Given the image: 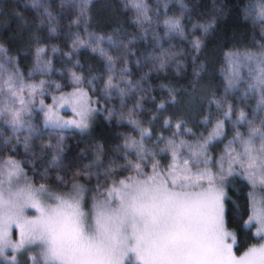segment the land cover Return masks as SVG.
<instances>
[{
    "label": "snow or ice",
    "instance_id": "1",
    "mask_svg": "<svg viewBox=\"0 0 264 264\" xmlns=\"http://www.w3.org/2000/svg\"><path fill=\"white\" fill-rule=\"evenodd\" d=\"M92 4L93 0H60L61 12L55 14L50 10L52 5L44 6V11L38 13V23L29 31V46H35V63L27 78L20 71L18 59L8 56L7 49L0 45V264H21L22 255H27L32 264H264V243L252 245L236 256L233 253L236 235L225 227L229 203L235 205L237 217L240 214L241 205L229 195L239 177L249 187L244 226L254 225V235L264 240V44L258 51L225 53L228 72L222 96L210 85L200 83L199 71L191 89L183 90L187 96L183 104L188 111L194 112L206 103L208 115L203 122L207 125L215 119V126L207 136L196 137L186 126L187 121L180 118L172 137L165 139L161 135L152 141L150 129L139 119L148 91L143 87L144 77L139 82L128 78L131 76L128 65L137 56L133 49L136 37L125 39L121 30L115 28L107 37L106 51L105 37L88 31ZM31 7L41 5L33 2ZM131 7L135 9L132 23L141 33L139 38L147 39L151 32L161 49L159 53H148L145 62H151L158 72L164 70L177 54L164 50L160 41L176 36L186 38L183 15L188 11L187 5L181 0L180 16L165 14L163 36L157 31L159 8L154 21L145 0H132ZM65 8L77 10L71 25L77 29L83 25L88 34L87 40L77 36L65 56L71 59L81 48H91L105 61L104 71L87 80L91 92L97 93L95 100L82 87L86 82L82 72H70L74 87L67 93L61 92L62 86L54 81L28 82L35 74H53L54 61L45 58L48 49L40 46L44 39L40 32L47 27L49 36L56 34L55 22ZM13 17L18 21L20 33L29 30L30 22L19 12H0L5 26ZM244 18L264 26V0L258 9L246 8ZM214 26L212 20L194 23L192 29L207 36ZM192 47L199 53L202 39L195 38ZM57 51L52 48L53 53ZM111 51L115 55L109 54ZM118 62L124 65L119 72ZM136 63L139 65L140 60ZM73 67L83 66L77 61ZM97 81L101 82L99 87ZM180 91L169 88L171 100L158 104L157 112L166 103L181 104ZM50 92L61 94H52V103L46 104ZM138 93L144 94L138 96L127 113L117 111L114 105L107 106L119 97L124 108L128 98L137 97ZM232 97L244 105L254 99L255 106L250 112L246 107L238 108ZM152 100L155 102V97ZM65 105L71 106L72 119L65 120L60 115ZM37 113L43 115L42 125L33 119ZM104 113L109 122L113 119L117 123L127 122L139 132V139L124 137L123 144L116 145L119 155L109 159L105 158L102 145L93 148L87 164L79 158L66 157L68 134L88 132L94 117ZM152 119H156L155 114ZM228 123L235 129V135L217 156L213 148L227 136ZM164 124L170 127L171 118L165 119ZM241 126L245 131H240ZM182 130L196 138L192 142L177 141ZM20 146L26 155H31L30 161L14 158ZM84 154L81 149V155ZM161 156L170 157L166 166L161 164ZM45 157L50 159L38 173L37 161ZM25 164L32 169L31 177L24 169ZM53 172L55 188L48 183L53 180ZM38 175L42 182L37 185ZM29 209L37 215L30 217ZM13 225L19 230L15 240Z\"/></svg>",
    "mask_w": 264,
    "mask_h": 264
},
{
    "label": "trees",
    "instance_id": "2",
    "mask_svg": "<svg viewBox=\"0 0 264 264\" xmlns=\"http://www.w3.org/2000/svg\"><path fill=\"white\" fill-rule=\"evenodd\" d=\"M35 2L41 5L40 8H32L31 4ZM132 0H93L91 7V24L89 25V32H94L96 35H103L105 37V44L103 47L108 50L107 37L112 33L113 29L119 28L124 34L125 39L136 37V43L133 45V49L136 51L137 56L131 58V63L128 67L131 69V76L128 77L134 82L141 81L144 77L143 87L147 89L146 99L143 101V111L139 113V119L144 121V127L150 129L152 133V141H155L158 136H163L165 139L172 137V134L176 132V122L178 119L183 118L187 121V127L191 128L196 134V137L203 134L207 136L212 128L215 126V119L211 124H205L203 121L205 116L208 115L207 104L205 103L194 112L188 111L183 102L187 99L184 89H191L192 82L196 79V72H200L201 84L210 85L218 96H222L224 92L225 76L228 72V62L225 57L226 52H243L245 49L258 51L259 46L264 44V26L259 22L253 24L251 19H245V9L253 8L258 9L261 0H182L187 5L188 11L183 15V23L185 25L186 38L179 36L173 38H164L160 41L164 50H170L176 53L174 62L169 63L168 66L162 71H156L153 68L151 62H145L144 57L148 53H159L161 49L156 46L157 42L153 39V34L148 33L147 39H140L141 33L137 29L136 25L132 23L135 18V9L131 7ZM125 3L129 4V7L125 8ZM152 12L155 21L156 9L159 8V20L160 27L157 29L159 34L163 36V19L165 14L167 16H180L181 0H145ZM52 5L51 11L53 14L61 12L59 8L60 0H4L3 4H0V12H12L17 11L23 17L28 19L29 26L28 31L20 33L18 31V21L16 18H11L5 26V21L0 18V45H3L7 49V55L18 59L20 71L27 78L30 70L33 69L35 63V46H29L28 36L29 31L38 23V13L44 11L45 5ZM165 4L168 5L165 9ZM223 9L220 13L219 10ZM76 9L65 8L62 11V15L58 17L55 22V26L58 31L56 34L49 36L48 28L43 27L41 29V36L44 38L41 47L47 46L48 53L46 59H53L54 71L51 76H41L39 74L33 75L28 79L29 83H39L40 80L54 81L62 86L61 91L73 88L71 83L70 72L76 71L77 74L81 72L86 78L84 83L85 88L89 95L95 100L97 93L91 92V85L87 83L88 79H91L92 75L97 72L104 71L105 61L99 52H92L91 48H81L78 54H74L71 59L65 56V53L69 52L72 41L79 36L83 40L88 39V34L84 31L83 25L79 29L75 25H71V20L74 19L73 13ZM255 16V12L252 13ZM215 20L214 28L208 33L207 36H203L199 30L193 31L192 25L194 23H206ZM200 37L203 41V48L197 53L192 47V41ZM58 49L56 53L52 52V48ZM111 55H115L114 51L109 52ZM196 57L195 63H193V57ZM137 59L140 60V64L136 63ZM79 61V65L83 67H73ZM203 65V69H201ZM124 67L123 62H118L116 65V71ZM9 71L11 67L9 66ZM148 74L145 76V74ZM106 75V73H105ZM100 81L96 82L97 87L100 86ZM180 89L178 96L181 100V104L172 105L166 103L165 108L157 112V105L162 101H170L168 89ZM45 99V103H48L52 94ZM144 93H138L137 97H129L127 105L121 108L119 97H115L112 101L108 102V107H116L117 111H124L127 113L128 108L136 103L139 95ZM211 94V93H209ZM239 95V94H237ZM152 97H155L153 102ZM234 103L239 107H246L247 111H251L255 106V100H250L246 105L241 104L235 97L231 98ZM104 101L101 100V104ZM39 105L37 104V108ZM156 115V119L153 120V115ZM238 114V111H237ZM41 115L37 113L33 119L36 123L41 124ZM97 114L92 122L91 128L88 132L80 134L78 131H74L68 134L65 140L66 157L79 158L84 164H87L92 150L96 145H102L105 153V158L109 159L113 156H118L116 151V145L123 144L124 137L134 136L139 139V132L127 122L117 123V120L113 119L111 122L105 120V116ZM215 106L213 105V116L215 117ZM171 118V126L165 127V119ZM236 119L235 116L232 117ZM42 125V124H41ZM233 127L231 123L227 125V136L222 143H218L214 146L213 152L219 156L220 152L227 144L228 140H231L234 135L232 134ZM235 131V129H234ZM240 131H245V127L241 126ZM196 137L190 134L181 132V135L177 137V141L180 139L192 142ZM45 142H47V133H45ZM55 143V139L52 140ZM151 142V141H150ZM37 144L40 142L37 141ZM163 145H161L162 147ZM81 149L85 150V154L81 155ZM14 157L22 161H30L31 155L24 153L23 147L20 146L18 152L14 154ZM50 157H45L44 160L37 161V172L42 171V165ZM161 163L168 162L167 156L159 157ZM167 160V161H166ZM25 171L28 175L32 176V169L29 164L24 165ZM53 180L48 181L49 184L55 186V172L51 173ZM129 173H123L128 175ZM119 178V177H118ZM37 183L42 181L39 175L36 179ZM96 183L95 177H93L92 184ZM249 187L247 182L237 177L234 187L229 189V195L238 204L241 205L239 210V217H237L235 205L229 203V211L226 217V226L233 230L236 234L237 243L234 246L236 254L243 253L248 247L258 242V237L254 235L255 232L251 230V227L244 226V220L247 219V192ZM25 264H31L27 261Z\"/></svg>",
    "mask_w": 264,
    "mask_h": 264
},
{
    "label": "rangeland",
    "instance_id": "3",
    "mask_svg": "<svg viewBox=\"0 0 264 264\" xmlns=\"http://www.w3.org/2000/svg\"><path fill=\"white\" fill-rule=\"evenodd\" d=\"M82 87H83V89L85 90V91H87V87L85 88V86L84 85H82ZM73 90V88H70V89H68V90H64V91H61V92H64V93H67V92H71ZM61 92H58V93H56L55 95L56 96H59L60 94H61ZM88 92V91H87ZM92 98V97H91ZM93 99V98H92ZM94 100V99H93ZM50 103H52V99H50V101L48 102V103H46V104H50ZM93 107H96V105H93ZM60 115L63 117V119H65V120H69V119H72L73 117H74V114H73V112H72V110H71V106H69V105H65L61 110H60ZM96 117V116H95ZM95 117H94V119H95ZM41 124H42V121H43V115H41ZM93 119V120H94ZM93 122V121H92ZM231 135H235V131H234V129L232 130V134ZM179 141V140H178ZM237 147V149L239 150V145H237L236 146ZM15 158V157H14ZM15 159H17V158H15ZM168 159H170V157H168ZM17 160H19V159H17ZM167 161V160H166ZM168 162H169V160H168ZM168 162L165 164V162L164 163H161L162 165H167L168 164ZM150 167V166H149ZM30 177V176H29ZM37 183V182H36ZM39 183H37V185H38ZM53 188H55V186H53ZM90 195V194H89ZM28 215L31 217V216H35V215H37V213L35 212V210H33V209H29L28 210ZM225 227H226V229L229 231V232H234L233 230H231V229H229L226 225H225ZM248 227H251L252 229L251 230H253V232H256V227L254 226V225H251V226H248ZM11 231H12V238L15 240V239H18V237H19V230L15 227V225H13L12 226V229H11ZM235 233V232H234ZM236 235V234H235ZM258 237V236H257ZM259 239H258V242H256L254 245H259L260 243H264V240H262L260 237H258ZM229 243H231V239H229V241H228ZM234 246L235 245H233V253L236 255V256H240V255H242L243 253H241V254H236V252L234 251ZM247 250V249H246ZM245 250V251H246ZM19 259H20V261H21V264H25L27 261H29L28 259H27V255H22V256H20L19 257ZM31 264H32V262L31 261H29Z\"/></svg>",
    "mask_w": 264,
    "mask_h": 264
}]
</instances>
